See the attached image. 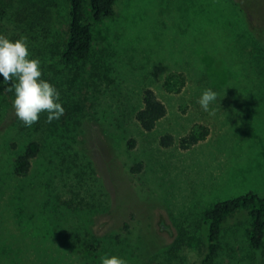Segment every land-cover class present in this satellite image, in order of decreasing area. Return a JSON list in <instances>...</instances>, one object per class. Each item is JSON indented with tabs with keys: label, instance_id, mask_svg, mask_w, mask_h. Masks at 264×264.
Masks as SVG:
<instances>
[{
	"label": "rangeland",
	"instance_id": "1",
	"mask_svg": "<svg viewBox=\"0 0 264 264\" xmlns=\"http://www.w3.org/2000/svg\"><path fill=\"white\" fill-rule=\"evenodd\" d=\"M245 1L257 30L233 0H117L113 17L94 22L89 56L66 63V0H0V34L27 37L41 78L60 92L65 111L51 123L79 128L76 152L61 153L47 112L25 127L14 93L0 87V264H100L105 254L203 264L204 211L249 190L264 195V0ZM27 8L29 24L48 17V44L20 24ZM209 88L217 99L206 112L197 101ZM145 89L167 110L150 131L135 119ZM201 126L205 139L182 148ZM164 135L174 143L163 146ZM33 139L41 152L17 175L14 160ZM248 225L232 219L208 264H251Z\"/></svg>",
	"mask_w": 264,
	"mask_h": 264
},
{
	"label": "trees",
	"instance_id": "2",
	"mask_svg": "<svg viewBox=\"0 0 264 264\" xmlns=\"http://www.w3.org/2000/svg\"><path fill=\"white\" fill-rule=\"evenodd\" d=\"M66 1L68 32L63 46L59 51V56L61 60L69 63L84 60L89 56L92 47L94 22L113 17L116 14L117 0ZM233 1L246 15L250 28L253 31L257 30L258 28L256 26H258L257 24L260 18L251 15L246 1ZM28 13H33V11L31 10L29 12L27 8L26 15L20 20V24L25 27L24 23L26 21L28 29L37 26L38 34L41 36L39 37L47 43L50 33L48 17L47 21L43 23L44 27L40 28L38 26L39 24H29L26 20ZM29 18L34 22L37 16L30 15ZM259 33L263 34L264 31ZM166 111L164 103L157 98L155 92L152 89H145L143 93V106L137 111L135 119L144 130L150 131L165 116ZM59 124H52L48 128V132L51 133V136H48V141L50 143H56L54 145H57L56 148L63 154H66L65 151L68 152L69 150L76 152L74 151V146L79 128L75 127V124L71 121L61 120ZM207 134L208 128L201 126L200 130L191 132L181 139L180 146L182 148H188L190 145L205 139ZM173 143L174 138L171 135L162 136L161 144L163 146H169ZM40 152L41 143L36 139L31 140L25 147L24 152L15 158L14 173L20 176L27 175L31 171L32 161ZM100 180V190L103 195L105 194L110 197L102 179ZM240 215H245L249 219V225L245 230V237L254 258L251 264H264V195L255 190H249L245 193L219 200L204 211L202 222L206 233L203 242L205 247L202 258L203 264H208L218 257L227 225L232 219H236ZM124 226L128 229L130 224L126 222Z\"/></svg>",
	"mask_w": 264,
	"mask_h": 264
},
{
	"label": "clouds",
	"instance_id": "3",
	"mask_svg": "<svg viewBox=\"0 0 264 264\" xmlns=\"http://www.w3.org/2000/svg\"><path fill=\"white\" fill-rule=\"evenodd\" d=\"M0 77V87L7 86V90L14 93L12 107L25 127L36 123L42 112H47L48 123L63 116L65 109L60 102V92L41 78V62L31 58L27 37L13 41L0 34ZM216 99L217 93L209 88L202 92L197 102L207 112ZM99 260L100 264H127L123 258L107 254Z\"/></svg>",
	"mask_w": 264,
	"mask_h": 264
}]
</instances>
